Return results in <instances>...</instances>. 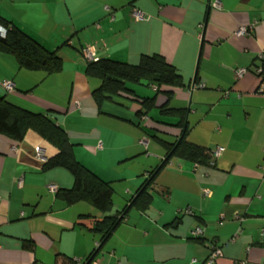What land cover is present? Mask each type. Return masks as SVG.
<instances>
[{
    "label": "crops",
    "instance_id": "0c3cea01",
    "mask_svg": "<svg viewBox=\"0 0 264 264\" xmlns=\"http://www.w3.org/2000/svg\"><path fill=\"white\" fill-rule=\"evenodd\" d=\"M1 20L63 60L62 71L48 75L0 52L1 95L66 131L77 160L111 184L109 215L131 205L167 160L163 143L178 141L184 127L189 142L225 152L215 166L172 157L149 189L148 210L132 207L102 242L93 229L107 214L86 202L68 205L57 192L73 187V175L43 170L58 150L33 131L20 142L0 134V264H88L96 251L100 264H205L214 246L223 253L215 264H264V93L255 73L264 64V0H0ZM245 27L250 33L237 35ZM87 47L98 59L132 65L160 54L185 86L130 85L140 98H156L141 117L136 100L98 104L92 93L101 81L86 75ZM238 69L248 72L237 79ZM5 81L13 92L2 89ZM166 102L187 111L185 125L180 114L161 113Z\"/></svg>",
    "mask_w": 264,
    "mask_h": 264
},
{
    "label": "trees",
    "instance_id": "16d2710c",
    "mask_svg": "<svg viewBox=\"0 0 264 264\" xmlns=\"http://www.w3.org/2000/svg\"><path fill=\"white\" fill-rule=\"evenodd\" d=\"M0 23L7 29L6 36H0L1 53L13 55L20 67L26 70L44 71L48 75L62 71L63 60L57 52L46 49L12 23L5 20H1ZM259 66L264 68V64ZM86 75L101 81L100 87L92 93L98 104L114 96L136 100L142 105V110L138 113L140 117L154 108L156 98H140L130 88V85H139L145 81L149 85L156 86L158 92L163 87L182 88L185 86L183 76L176 67L168 63L160 54L144 55L137 65L111 59H99L97 62L88 64ZM261 78L264 81V75ZM166 94H168L167 99L169 100L171 93L166 92ZM161 109V113L166 115L180 114L183 116L180 124L185 125L186 110L168 109L167 102ZM143 110L146 111L143 112ZM29 131L37 133L58 150L55 156L44 162L43 170L64 168L74 177L73 187L59 190L57 192L58 197L62 198L68 205L79 202L89 203L107 214L104 220L98 222L93 229L95 233L101 235L102 242L112 235L132 207H137L142 211L148 210L153 199L149 189L153 186L162 168L172 157L198 165L211 166L212 151L189 142L187 140L188 128L184 127L178 141L174 144L163 143L168 149L167 160L162 166L150 173L136 197L132 199L131 205L126 206L115 215H109L108 213L112 212L114 198V190L111 184L100 179L77 160L74 154V146L71 144L66 131L57 125L50 116L20 108L8 102L6 96L0 93V134L20 142ZM96 254L97 251L88 258V264L96 258Z\"/></svg>",
    "mask_w": 264,
    "mask_h": 264
},
{
    "label": "built area",
    "instance_id": "2783aa9c",
    "mask_svg": "<svg viewBox=\"0 0 264 264\" xmlns=\"http://www.w3.org/2000/svg\"><path fill=\"white\" fill-rule=\"evenodd\" d=\"M213 7L220 9L221 8V4L220 2H215L213 3ZM133 16L136 20H145L146 19V15L142 14L139 11H134L133 12ZM250 30L248 28H242L237 32V35L240 36H246L248 35V33ZM7 33V29L0 26V36L1 37H5ZM83 57L85 58V60L89 63H93V62H97L99 59L96 57V53L93 50V48L91 47H87L84 48L82 51ZM248 72L247 69H238L235 71L236 73V78L240 79L242 78L244 75H246V73ZM255 73L260 77L261 79V83H260V88L259 91L264 93V81H262L261 76L263 77L264 75V68L262 66H258L255 68ZM1 87L3 88V90H5L7 93H11L14 91L15 85L13 82L11 81H5L2 82ZM149 142L148 138H145L142 140V144L147 145ZM225 152V148L223 147H218L216 148L214 151H212L211 153V166H214L217 162V160L223 155V153ZM36 155L38 156V158H43V150L38 147L36 148ZM22 184V182H20V185ZM51 192H57L58 188L56 185H50L49 187ZM209 193L206 192V195H208ZM186 213H191V211L189 209L186 210ZM195 237H201L203 235V230L201 228H197L196 230L193 231L192 233ZM237 235L232 239V241H234L236 239ZM223 256L222 250L220 247L214 246L211 249V253L206 261L205 264H215L216 261L221 258ZM90 264H100L98 261H96L95 259L90 263Z\"/></svg>",
    "mask_w": 264,
    "mask_h": 264
},
{
    "label": "rangeland",
    "instance_id": "374dc122",
    "mask_svg": "<svg viewBox=\"0 0 264 264\" xmlns=\"http://www.w3.org/2000/svg\"><path fill=\"white\" fill-rule=\"evenodd\" d=\"M3 89V88H2ZM148 138V137H144L143 139ZM149 139V138H148ZM150 140V139H149ZM152 151V150H151ZM123 207V205L121 206V208ZM184 213H186V210H184Z\"/></svg>",
    "mask_w": 264,
    "mask_h": 264
}]
</instances>
